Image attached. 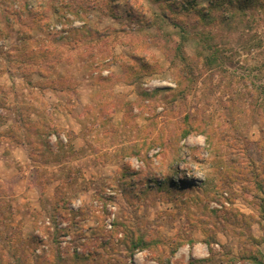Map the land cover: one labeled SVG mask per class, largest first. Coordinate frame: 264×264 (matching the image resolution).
<instances>
[{
  "label": "rangeland",
  "instance_id": "obj_1",
  "mask_svg": "<svg viewBox=\"0 0 264 264\" xmlns=\"http://www.w3.org/2000/svg\"><path fill=\"white\" fill-rule=\"evenodd\" d=\"M195 237L213 264L264 250V0H0V264Z\"/></svg>",
  "mask_w": 264,
  "mask_h": 264
},
{
  "label": "crops",
  "instance_id": "obj_2",
  "mask_svg": "<svg viewBox=\"0 0 264 264\" xmlns=\"http://www.w3.org/2000/svg\"><path fill=\"white\" fill-rule=\"evenodd\" d=\"M76 143V142H75ZM82 144H79V146H81ZM77 147V146H76ZM32 190H35L36 192H40L41 194L43 193L42 189L38 188V187H31ZM31 190V191H32ZM40 194V195H41ZM226 225V224H225ZM222 230L224 232H222ZM226 231H229V227L224 226L223 229H221V231L218 232V229L215 231L217 234H223ZM253 238V236H252ZM191 245H188L187 247H185L182 251H179L180 249H178L174 255L171 257L170 259V264H213L212 261V257L210 254V246L211 248H221V244L220 243H224L222 242L219 238L218 240L215 239V241L219 242V243H212L211 242H207V239L201 240L197 237L191 239ZM199 241V242H198ZM259 240H253V242H255L256 245H254L255 247L252 250H242V248L240 249L239 252H237V255H235V257L233 258V262H230L228 259H222V262H224V264H256L255 259L259 260V262L261 261L264 262V250L261 252H257L259 247V244H263V243H259ZM204 243V245H203ZM205 247V249L200 250L199 247ZM242 247V245H241ZM195 250V252H194ZM137 255L134 256V262H135V257ZM211 258V260H210ZM139 259V258H138ZM182 261V262H181ZM154 262V261H152ZM151 261L150 263L147 262V264H153ZM258 262V263H259Z\"/></svg>",
  "mask_w": 264,
  "mask_h": 264
},
{
  "label": "trees",
  "instance_id": "obj_3",
  "mask_svg": "<svg viewBox=\"0 0 264 264\" xmlns=\"http://www.w3.org/2000/svg\"><path fill=\"white\" fill-rule=\"evenodd\" d=\"M68 5V4H67ZM207 15L208 14H201V18H203V19H205L206 17H207ZM216 55H213V56H209V60H208V64H214L215 63V61H216ZM191 131L192 130H190V129H187V130H185L184 131V134H183V138H186L187 136H189L190 135V133H191ZM207 140H209V137H207ZM237 158H231V159H229V160H227V161H229V162H231L232 164H236L237 163ZM222 169H224V167L222 168ZM229 170V173L230 174H232V175H234L235 177H232L233 178V180H239L238 179V177H242L240 180L242 181V180H244L245 182H248V180L250 179V178H252V177H254L255 176V174H254V172H251L250 173V176H249V179L248 178H246L245 177V174H244V171L246 170L245 168H241V167H239L238 165L236 166V169L233 171V168L232 167H230V166H228L227 168H225V170ZM257 172V171H256ZM243 182V181H242ZM252 182V181H251ZM170 184L174 187V188H177L176 187V185L172 182V181H170ZM256 184H257V182H256ZM160 185V184H159ZM259 185H262V184H258V186ZM260 189H263L262 187L260 188ZM116 223H118L117 221L115 222V224H114V226L116 227ZM116 231H118V229L116 230ZM155 241H157V243H159V241L158 240H148V238L146 237V235H145V237H142V238H139L138 239V244L141 246V248L142 249H144V248H150L151 247V245H153V242L155 243ZM136 244L137 243H135V246H136ZM144 247V248H143ZM176 249H173V254L176 252L175 251ZM172 254V255H173ZM89 254H87L86 256H88ZM158 261H160V260H158ZM255 261H256V264H264V262H262L261 263V261L259 262V260H257V259H255ZM259 262V263H258ZM161 264H170V258H167V259H165V260H163V259H161Z\"/></svg>",
  "mask_w": 264,
  "mask_h": 264
},
{
  "label": "built area",
  "instance_id": "obj_4",
  "mask_svg": "<svg viewBox=\"0 0 264 264\" xmlns=\"http://www.w3.org/2000/svg\"><path fill=\"white\" fill-rule=\"evenodd\" d=\"M78 203H80V201H79ZM110 212H111V209H110ZM114 218H115V215L111 212L110 218H108V221H107V223H108V224H107V228H108V229H111V228H112ZM152 263H153V264H157V263H154V262H152Z\"/></svg>",
  "mask_w": 264,
  "mask_h": 264
}]
</instances>
